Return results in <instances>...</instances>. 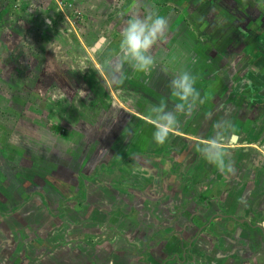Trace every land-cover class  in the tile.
I'll return each mask as SVG.
<instances>
[{
	"label": "rangeland",
	"instance_id": "1",
	"mask_svg": "<svg viewBox=\"0 0 264 264\" xmlns=\"http://www.w3.org/2000/svg\"><path fill=\"white\" fill-rule=\"evenodd\" d=\"M147 13L169 23L157 66L125 65L117 83L103 63ZM250 49L264 51V0H0V264H264V159L234 171L264 158L237 146L264 144V60ZM182 70L203 103L157 144L148 108L174 107ZM221 120L243 161L226 156L232 172L199 151Z\"/></svg>",
	"mask_w": 264,
	"mask_h": 264
},
{
	"label": "clouds",
	"instance_id": "2",
	"mask_svg": "<svg viewBox=\"0 0 264 264\" xmlns=\"http://www.w3.org/2000/svg\"><path fill=\"white\" fill-rule=\"evenodd\" d=\"M169 23L166 17L155 13L145 15L131 14L120 32L118 52L105 59L103 67L117 83H122L127 65L134 72L145 76L151 75L157 66L153 48L168 35ZM196 77L187 70L178 71L170 81L172 96L177 103L170 110L167 103L161 101L148 108L149 119L155 125L153 139L157 144H164L169 136L179 128V116H190L203 103L200 91L195 87ZM228 121H217L213 128L214 136L199 147L201 155L208 163L217 166L221 171L232 172L231 162L226 163Z\"/></svg>",
	"mask_w": 264,
	"mask_h": 264
},
{
	"label": "crops",
	"instance_id": "3",
	"mask_svg": "<svg viewBox=\"0 0 264 264\" xmlns=\"http://www.w3.org/2000/svg\"><path fill=\"white\" fill-rule=\"evenodd\" d=\"M250 55H251V51H250ZM253 56V55H252ZM253 57H257V56H253ZM238 147H247V148H245V149H240V150H238V152H240V155H243V157H242V159H248V157L250 156V154H251V151H254L253 153H252V155H254V154H257V153H264V150H262V149H260V148H258V146H256V145H254V144H246V145H237ZM263 146H264V144H263ZM248 148H251V150L250 149H248ZM260 150H261V152H260ZM248 152V153H247ZM236 153V152H235ZM235 153L234 154H226V156H228V158H233L235 161H238L239 162V164H243V161H242V159L241 160H239V154H237V155H235ZM251 158H254V157H251ZM260 158H262V159H264L263 158V154H262V156L260 157ZM258 161H260V159L258 160ZM257 164H258V162H257ZM247 166H248V168H247ZM256 167L255 165H253V162L251 161L249 164L247 163V165H245V167L242 165V166H239L238 168H236L234 171L235 172H239V173H242V174H245V173H247L248 171H249V169L251 168V167ZM227 177V179H226V182L228 183V184H235V180H234V182H233V180L230 178V176H226ZM233 182V183H232ZM253 183H252V181L251 182H249V189L250 190H252L253 188L251 187V185H252ZM258 199H259V203H258V205H260V207L258 208L257 207V209H259V211H260V213H264V194H259V196H258ZM227 215V214H226ZM239 218V217H238ZM241 218H247V217H245V212H242L241 213ZM221 219H219V221H220ZM223 220V219H222ZM225 220V219H224ZM240 225H242V224H240ZM221 234V233H220ZM234 233L233 232H230V233H226V234H222V235H224V236H227V237H232L231 235H233Z\"/></svg>",
	"mask_w": 264,
	"mask_h": 264
},
{
	"label": "trees",
	"instance_id": "4",
	"mask_svg": "<svg viewBox=\"0 0 264 264\" xmlns=\"http://www.w3.org/2000/svg\"><path fill=\"white\" fill-rule=\"evenodd\" d=\"M251 50V54L253 55V56H257V57H260L261 55H263L262 53H254V51H253V49H250ZM50 130L53 132V133H55V134H59V135H62V136H66V132L61 128V127H59L58 125H52V126H50ZM176 169V168H175ZM97 176H99V175H97V174H95V175H93L92 176V178L94 177H97ZM177 176L178 177H180L181 179H182V181H184L185 182V178H184V176L182 175V174H180L179 172H177ZM81 178V180H83V179H88V178H90V177H88V176H85V175H81L80 176ZM80 189H82L83 190V185H81L80 186ZM30 198V197H29ZM73 198V197H72ZM29 200V199H28ZM228 219H230V218H228ZM223 222H225V221H227V220H222ZM218 228V231L221 233V234H226V233H230V232H233L234 230H231V229H226V228H223V227H217ZM181 260H186V261H191L192 259H193V257L192 256H190V255H186V257L184 258L183 256L180 258Z\"/></svg>",
	"mask_w": 264,
	"mask_h": 264
},
{
	"label": "water",
	"instance_id": "5",
	"mask_svg": "<svg viewBox=\"0 0 264 264\" xmlns=\"http://www.w3.org/2000/svg\"><path fill=\"white\" fill-rule=\"evenodd\" d=\"M104 41H105V38H100V40L95 44V46L92 48V51L93 52H96L98 49H100L101 48V46H102V44L104 43ZM236 137H234V139H235ZM224 217L225 218H227V217H230L229 215H224ZM235 219V221L237 222H240V224H244V223H246V224H248V226L249 225H251L252 223H250V220H242V221H240L239 219H236V218H234ZM212 221V220H211ZM254 225V224H253ZM257 227V228H256ZM256 227H254V228H256V229H263L264 228V226H262V225H260V224H257V226ZM250 228H252L253 230H255L256 231V229H254L253 227H250ZM189 247H192V242H190V244H189ZM183 257L185 258L186 257V254H184L183 255ZM175 258H178V256H176V255H174L173 256V259H175ZM185 260V259H184Z\"/></svg>",
	"mask_w": 264,
	"mask_h": 264
},
{
	"label": "flooded vegetation",
	"instance_id": "6",
	"mask_svg": "<svg viewBox=\"0 0 264 264\" xmlns=\"http://www.w3.org/2000/svg\"><path fill=\"white\" fill-rule=\"evenodd\" d=\"M257 8H259V7H257ZM261 40H262V38H261ZM257 53H262V54H264V51H260V52H257ZM258 59H263V60H264V58H262V55H261L260 57H258ZM263 79H264V77H263ZM261 89L264 90V84H263V86H262ZM262 99H263V98H262ZM262 99L260 100V103L264 104V103H263L264 100H262ZM261 116H264V114L261 115ZM263 150H264V146H263ZM259 159L262 160V158H260V157H259ZM258 163H259V164H256V165H255L256 168H261V167H260V163H261V162L259 161ZM262 163H264V160H262ZM231 179H232V177H231ZM232 180H233V182H234V179H232ZM233 182H232V183H233ZM262 191H264L263 188H262ZM224 215H225V214L219 213V214H218V217H217L216 219H218V218H219V219H223V218H225ZM211 222H212V221H211ZM237 222H238V221H237ZM256 225H257V224H255V226H256ZM253 228H254V227H253ZM259 230H261V231L264 232V228H263V229H259ZM200 231H201V229L198 231V235L200 234Z\"/></svg>",
	"mask_w": 264,
	"mask_h": 264
}]
</instances>
